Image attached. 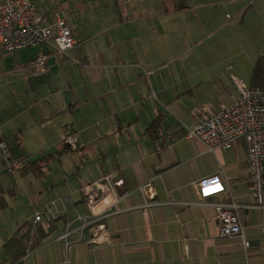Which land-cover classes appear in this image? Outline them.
I'll return each mask as SVG.
<instances>
[{
    "label": "crops",
    "instance_id": "obj_1",
    "mask_svg": "<svg viewBox=\"0 0 264 264\" xmlns=\"http://www.w3.org/2000/svg\"><path fill=\"white\" fill-rule=\"evenodd\" d=\"M32 1L64 16L80 43L60 55L50 44L0 51L17 53L0 63V139L43 169L9 173L0 154V264H264V211L251 196L243 141L208 151L184 136L195 123L190 110L206 100L197 89L204 76L174 62L184 55L178 46L190 49L202 42L193 35L228 17L264 25V0ZM39 53L47 69L33 75ZM68 132L76 150H63ZM26 145L48 154H28ZM70 151L78 162L68 170L61 164ZM107 175L120 184L97 189L90 202L83 187ZM231 201L241 205L247 248L240 236L219 235L212 204ZM39 210L48 226L34 221ZM26 230L25 254L12 262L4 244Z\"/></svg>",
    "mask_w": 264,
    "mask_h": 264
},
{
    "label": "built area",
    "instance_id": "obj_2",
    "mask_svg": "<svg viewBox=\"0 0 264 264\" xmlns=\"http://www.w3.org/2000/svg\"><path fill=\"white\" fill-rule=\"evenodd\" d=\"M80 43V38L74 34L67 20L58 12L46 13L37 7L32 0H4L0 1V51L11 52L17 49L50 44L60 55L69 51ZM47 55L39 53L32 61L37 73L47 69ZM236 97L228 105H215L212 102L198 104L190 110V116L195 123L186 127L184 136L201 140L208 151L215 149L227 150L236 140H242L245 148L246 171L250 181L251 196L254 205L264 211V87L245 85L241 80L231 77ZM63 142L66 146L76 150L79 147L78 136L65 133ZM0 150L5 160V168L9 173L18 171L25 166V161L12 156L7 143L0 139ZM160 151V147H156ZM103 183L85 185L84 193L89 201L97 195V189L113 188L121 181H112L110 175L103 177ZM218 225L219 235L222 237L240 236L244 248L250 242L243 237V229L239 215L241 205L231 202H216L212 204ZM42 210L34 213V221L48 226L41 216ZM83 226L90 220L82 216L79 218ZM264 229V221L262 224ZM70 231L62 237H67Z\"/></svg>",
    "mask_w": 264,
    "mask_h": 264
},
{
    "label": "rangeland",
    "instance_id": "obj_3",
    "mask_svg": "<svg viewBox=\"0 0 264 264\" xmlns=\"http://www.w3.org/2000/svg\"><path fill=\"white\" fill-rule=\"evenodd\" d=\"M229 18L226 19V23H224V20L220 21V25L210 31L204 30V35H193L195 38L201 39L202 42L191 46L190 49H186L181 45L178 46L179 49L176 54L178 56L184 55L174 60L177 66H180L184 61L188 62L191 65L189 70L192 75L203 74V82L197 88L199 95L201 93V97L206 99L204 102H212L215 105L226 103L232 98V95L235 96L236 92L231 82V77L241 80L245 85L250 86L252 84L251 72L255 60L254 57L257 54H264V25L262 20L260 19L261 23L256 28L252 18H245L244 21L240 17L237 19H234V17ZM242 22L244 27L239 28L238 23ZM16 54H0V63L7 61L6 64H9V59L6 56L14 57ZM165 59L166 57H164ZM73 61L78 63L80 60L73 59ZM198 68L203 72L200 73ZM32 74L35 75L37 72L32 70ZM67 147L72 149L69 146ZM24 151L28 154L32 152L35 156L41 153L39 157L48 154L45 149L32 148L27 145ZM50 152L52 153V150ZM0 154L3 161V170L5 171L4 156L1 151ZM64 155H66V159L61 164V167L71 170L74 164L78 162L77 156L74 155L78 154L70 151ZM40 169L41 171L43 170L42 166ZM43 172L45 178L48 179L46 167ZM58 172L59 170L53 167L52 173L57 174ZM37 174L38 176L35 175L38 179L36 182L42 184L44 182L43 175L39 172ZM3 175H5V172H3Z\"/></svg>",
    "mask_w": 264,
    "mask_h": 264
},
{
    "label": "trees",
    "instance_id": "obj_4",
    "mask_svg": "<svg viewBox=\"0 0 264 264\" xmlns=\"http://www.w3.org/2000/svg\"><path fill=\"white\" fill-rule=\"evenodd\" d=\"M251 77H252V84L250 86L252 87H264V54L258 55L253 63L252 67V72H251ZM159 117H157L148 127L147 131L149 134L153 137L156 136L157 130L159 128ZM65 148L63 150H70L66 145L64 146ZM21 158L25 161V167L27 168L29 165H34V167H37L38 165L41 167L42 164L39 163L41 160H34V161H26L25 158L23 157H18ZM24 167V168H25ZM34 171H37L36 168H34ZM41 172V171H40ZM125 184H122L118 188V192L120 194L126 192V189L124 188ZM263 203H264V187H263ZM28 235L29 231L26 230L25 232H20L17 231L14 233L12 236H10L5 244L4 248L8 255L10 256V259L12 262H15L19 259H21L26 250V245H27V240H28Z\"/></svg>",
    "mask_w": 264,
    "mask_h": 264
}]
</instances>
